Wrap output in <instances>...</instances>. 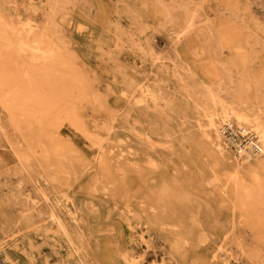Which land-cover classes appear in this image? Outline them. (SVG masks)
<instances>
[{"label": "rangeland", "instance_id": "rangeland-1", "mask_svg": "<svg viewBox=\"0 0 264 264\" xmlns=\"http://www.w3.org/2000/svg\"><path fill=\"white\" fill-rule=\"evenodd\" d=\"M187 2L195 24L177 38ZM7 5L36 21L48 10L46 0H0ZM57 18L71 48L115 89L108 111L80 103L113 160L97 159L89 139L22 94L0 103V124L27 159L23 166L14 145H0V264H130L133 256L140 264H264V192L241 193L243 184L264 191V168L244 162L240 193L226 200L208 180L234 185V149L222 158L196 127L206 104L214 108L209 90L245 112L264 110V0H71ZM136 83L166 105L137 102ZM43 192L53 203L71 198L77 221L59 211L69 236Z\"/></svg>", "mask_w": 264, "mask_h": 264}, {"label": "bare ground", "instance_id": "bare-ground-1", "mask_svg": "<svg viewBox=\"0 0 264 264\" xmlns=\"http://www.w3.org/2000/svg\"><path fill=\"white\" fill-rule=\"evenodd\" d=\"M46 1L48 10L41 13L39 21H36L32 16L27 17L24 6L23 8L10 7L9 5L3 8L0 7V103L5 107L11 94H22L25 103L29 107L39 109L41 114L53 116L60 122L74 128L86 139H89L97 148V159L109 156L111 161L113 152L110 149V141L107 142L105 138L100 137L98 133L88 128L84 117L85 110L80 103L85 100L92 102L97 109L108 111L111 109L109 100L113 97L115 89L109 87V85L105 86V83L103 84L100 77L71 48L66 35L62 33L57 17L68 8L71 0ZM31 8L34 9L33 11L40 9L38 5ZM179 11L180 18L174 29L177 38L184 36L195 24V15L188 2L182 4ZM76 50L78 51V49ZM94 81L100 83L99 91L92 89L91 83ZM141 84L136 83L135 85L136 87L139 86L141 94L137 102L150 101L155 108L166 105V103L162 105L159 103L162 97L155 93V90H152L148 85ZM209 92V99L212 101L214 108L210 110L211 108L206 104L203 108V114L196 118V127L201 135L209 141L214 151L222 158L229 159L227 155L230 153L231 148L234 149L237 164L235 171L230 175L231 180H234V185L227 183L230 178L227 179L229 181H224L219 177L220 175L217 176L216 174L208 180V183L214 185L221 184L220 190L224 198L232 201L233 194L240 193L238 190L241 185L240 170L244 162L249 164L251 161L261 162L262 168H264V110L259 108L255 112L248 113L234 106L227 95L223 97L219 92L214 93L211 90ZM217 104L221 105L220 109H217ZM226 127L237 131L240 139L233 141L229 139L224 134ZM8 130L0 124V145L3 142L14 145V153L21 164L26 166L27 159L20 153L17 137L11 135ZM242 137L245 141L242 140ZM124 151L125 149L122 147L117 152L123 154ZM151 163H154L153 159H151ZM255 174V179H260L258 173ZM257 181L259 182V180ZM251 186L243 184V192H241L243 198L255 199L257 193L262 196L264 191L260 183L257 184V190H254ZM43 195L50 208V216L68 235L59 211H65L73 221H77V211L71 198L64 195L65 199L62 203L60 201L53 203L47 193L43 192ZM243 205L245 204L243 203ZM69 240L71 246H73V251L80 255L79 248L74 245L71 239ZM222 247L213 254L214 258L219 256ZM223 249L225 250L224 247ZM129 263L140 264L134 256L129 259Z\"/></svg>", "mask_w": 264, "mask_h": 264}, {"label": "built area", "instance_id": "built-area-1", "mask_svg": "<svg viewBox=\"0 0 264 264\" xmlns=\"http://www.w3.org/2000/svg\"><path fill=\"white\" fill-rule=\"evenodd\" d=\"M224 134L229 138V139H231L232 141L233 140H239L240 139V137H239V134L237 133V131H234L233 129H231L230 127H226L225 129H224ZM244 137H242V140H244L243 139ZM230 141V140H229ZM245 141V140H244ZM231 142V141H230ZM232 143V142H231Z\"/></svg>", "mask_w": 264, "mask_h": 264}]
</instances>
